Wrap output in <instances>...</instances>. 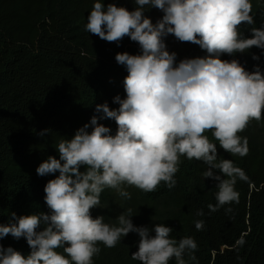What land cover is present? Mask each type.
Returning a JSON list of instances; mask_svg holds the SVG:
<instances>
[{"label": "clouds", "instance_id": "obj_1", "mask_svg": "<svg viewBox=\"0 0 264 264\" xmlns=\"http://www.w3.org/2000/svg\"><path fill=\"white\" fill-rule=\"evenodd\" d=\"M134 3L132 11L114 3L105 6L103 0L93 3L85 25L88 33L118 45L127 36L139 45V54L115 56L128 73L123 81L126 96L113 98L119 105L116 109H110L107 102L97 104L98 115L73 138L60 140L59 159L49 156L37 167L41 177L59 173L44 188L50 214L17 217L13 212L15 223L0 224V239L9 234L17 240L23 237L31 249L25 257L0 245V264H95L101 245L115 248L129 233L139 236L138 250L131 255L139 264H170L173 259L175 264H198V244L191 236L176 239L174 229L163 223L152 229L137 227L130 208L115 223L106 222L104 216L93 218L90 211L100 207L106 189L124 200L132 198L128 188L145 193L160 187L172 190L182 158L204 163L203 178L218 182L216 203L207 206L209 213L221 208L230 213L231 205L239 203L236 184L248 177L232 160L218 157L216 142L233 156L248 155V138L240 133L253 120L264 121V72L258 65L250 72L239 60H222L221 56L243 54L253 47L264 54V24L250 28L251 38L241 32L242 23H255L251 0ZM151 8L163 12L155 24L145 15ZM169 34L199 45L207 55L177 64V54L166 47ZM252 59L258 61L260 56ZM104 119L116 122L115 134L98 123ZM81 167L86 170L82 172ZM196 214L205 215L202 209ZM41 225L44 228L38 231ZM195 228L203 230L204 221H195Z\"/></svg>", "mask_w": 264, "mask_h": 264}, {"label": "trees", "instance_id": "obj_2", "mask_svg": "<svg viewBox=\"0 0 264 264\" xmlns=\"http://www.w3.org/2000/svg\"><path fill=\"white\" fill-rule=\"evenodd\" d=\"M94 2L0 0V224L9 223L13 212L17 217L50 214L44 188L59 173L41 177L37 167L49 156L59 159L56 147L60 140L73 138L93 115H98L97 104L107 102L110 109H116L119 105L113 103V98L126 96L123 81L128 73L117 64L115 56L123 52L139 54V45L127 36L118 45L88 33L85 25ZM251 2L250 14L255 23L239 26L246 38H251V27L264 24V0ZM103 3H114L129 11L136 7L134 0ZM145 15L155 24L163 12L151 8ZM165 43L170 53L177 54V64L185 58L207 55L199 45L181 42L172 34ZM261 53L253 47L243 54H225L221 59H237L250 72L258 65L264 72ZM253 55L260 59L253 60ZM98 123L116 133L114 120ZM44 130L48 131L40 136ZM206 135L212 139L211 132ZM240 135L248 138L249 153L243 158L226 152L213 140L218 157L232 160L248 177L236 184L240 199L231 205L232 212L221 208L209 213L207 206L216 203L218 182L203 178L207 168L204 163L182 158L176 174L178 183L172 190L160 187L145 193L132 188L131 200H124L118 194L112 199L114 190L106 189L100 207L90 210L92 217L104 216L106 222L115 223V218L130 208L137 227L152 229L163 223L174 229L172 236L176 239L193 237L198 244V264H264V121L253 120ZM85 170L81 167L82 172ZM201 209L205 215L198 216ZM198 220L204 221L201 231L195 228ZM43 228L41 225L37 230ZM241 239L243 245L237 243ZM138 242V234L129 233L115 248L101 245L95 264H139L131 259ZM0 245L10 246L25 257L31 252L25 238L17 240L11 234L0 239ZM170 264H175L174 259Z\"/></svg>", "mask_w": 264, "mask_h": 264}, {"label": "rangeland", "instance_id": "obj_3", "mask_svg": "<svg viewBox=\"0 0 264 264\" xmlns=\"http://www.w3.org/2000/svg\"><path fill=\"white\" fill-rule=\"evenodd\" d=\"M127 190H128L129 192H131L132 188H128ZM116 194H117V193L114 191V194H113L112 199L115 198L114 195L116 196Z\"/></svg>", "mask_w": 264, "mask_h": 264}]
</instances>
